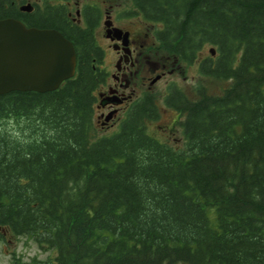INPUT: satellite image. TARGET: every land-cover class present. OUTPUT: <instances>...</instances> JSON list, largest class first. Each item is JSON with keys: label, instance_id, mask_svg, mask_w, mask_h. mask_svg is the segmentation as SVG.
I'll list each match as a JSON object with an SVG mask.
<instances>
[{"label": "trees", "instance_id": "trees-1", "mask_svg": "<svg viewBox=\"0 0 264 264\" xmlns=\"http://www.w3.org/2000/svg\"><path fill=\"white\" fill-rule=\"evenodd\" d=\"M145 9L164 26V54L190 64L213 47L198 72L227 87H199L194 99L170 89L164 106L178 114L179 147L149 134L154 101L97 135L102 77L88 39L57 90L1 95L0 238L53 253L15 264H264V0H151Z\"/></svg>", "mask_w": 264, "mask_h": 264}, {"label": "flooded vegetation", "instance_id": "flooded-vegetation-1", "mask_svg": "<svg viewBox=\"0 0 264 264\" xmlns=\"http://www.w3.org/2000/svg\"><path fill=\"white\" fill-rule=\"evenodd\" d=\"M148 2L151 0H0V21H16L30 31L59 33L72 44L76 64L80 44L90 41L98 51L92 69L102 77L95 90L94 113L97 124L108 130L142 101L156 104L159 97L164 101L173 85L162 96H158V85L179 66H194L198 72L207 57L203 50L214 49L202 45L190 64L171 55L168 61L159 58L163 52L158 34L164 26L146 15ZM107 117L111 119L108 123ZM165 131L169 128H163ZM12 240L11 235L3 233L0 243Z\"/></svg>", "mask_w": 264, "mask_h": 264}, {"label": "water", "instance_id": "water-1", "mask_svg": "<svg viewBox=\"0 0 264 264\" xmlns=\"http://www.w3.org/2000/svg\"><path fill=\"white\" fill-rule=\"evenodd\" d=\"M209 52L213 57L214 49ZM75 67L73 46L59 33L30 31L19 22L0 21V96L53 92L74 77Z\"/></svg>", "mask_w": 264, "mask_h": 264}, {"label": "rangeland", "instance_id": "rangeland-1", "mask_svg": "<svg viewBox=\"0 0 264 264\" xmlns=\"http://www.w3.org/2000/svg\"><path fill=\"white\" fill-rule=\"evenodd\" d=\"M208 50L209 47L203 50V56H208ZM159 58L168 61V55L164 53H162ZM177 68L174 74L167 76L163 82L158 85V96L167 93L171 84L182 90L190 99L196 97V90L199 87L206 89L209 94L217 95L228 85L225 82H217L199 75L194 66H179ZM156 105L160 112V118L148 125L149 134L160 141L168 142L175 147H179L182 145L183 141L181 140V134L178 128L175 126L176 114L164 106V101H162L161 97L156 100ZM96 120V115H94L96 133L98 136L109 135L118 128V124H114V126L112 125L108 130H103L97 124ZM110 120L111 119H109V121ZM115 123H117V121ZM163 128H169V131L162 132ZM51 255H53L51 251L40 249L34 241L28 238H13L11 243H0V264H10L13 261L15 264V258H18L17 261L20 262H28L32 259L45 260Z\"/></svg>", "mask_w": 264, "mask_h": 264}]
</instances>
